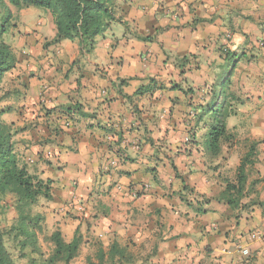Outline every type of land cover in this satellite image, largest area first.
I'll return each mask as SVG.
<instances>
[{"label":"crops","instance_id":"obj_1","mask_svg":"<svg viewBox=\"0 0 264 264\" xmlns=\"http://www.w3.org/2000/svg\"><path fill=\"white\" fill-rule=\"evenodd\" d=\"M10 8L25 31L5 34L18 62L3 119L28 125L16 152L53 180L43 232L82 235V264L114 243L123 264H264V0H118L90 51L54 42L50 11L33 32ZM223 100L235 138L212 157L201 107ZM251 147L253 204L234 208L220 195Z\"/></svg>","mask_w":264,"mask_h":264},{"label":"trees","instance_id":"obj_2","mask_svg":"<svg viewBox=\"0 0 264 264\" xmlns=\"http://www.w3.org/2000/svg\"><path fill=\"white\" fill-rule=\"evenodd\" d=\"M0 4L5 8L0 20V214L6 212L8 207H13L17 213L15 221L8 227H2L0 221V264H17L10 253L9 243L13 249L18 250L19 256L29 258L31 264H71L82 243V235L78 233L67 239L60 230H55L48 236L53 244V250L48 257L40 260L32 257L33 254L44 256L39 239V233L43 232L44 216L36 211L35 207L41 198H52L53 180L31 173L16 152L14 136L25 131L28 125L17 126L14 122L3 119L5 114L11 112L12 106L7 103L11 92L2 84L6 73L15 68L18 62L12 47L5 40L8 30L5 23L9 21L10 5L18 11L46 9L53 15L57 27L54 42L79 39L87 51H90L96 37L116 20L118 0H0ZM183 60H187V57ZM225 83L230 84V76L226 78ZM148 91L149 89L141 87L138 93L144 94ZM236 103H239V100ZM201 108L202 115L209 114L206 125L204 124L207 128L206 149L212 157L219 156L222 146L233 142L235 138L226 121L235 111L234 103L223 100L216 107L212 104ZM253 158L254 150L251 147L242 156L235 177L225 179V188L220 199L234 208L253 204L251 201L243 202L252 189H247V169L253 165ZM123 254L124 250L114 243L108 252L102 250L96 260L89 259L87 264H123ZM117 255L120 257L118 260L115 259Z\"/></svg>","mask_w":264,"mask_h":264},{"label":"rangeland","instance_id":"obj_3","mask_svg":"<svg viewBox=\"0 0 264 264\" xmlns=\"http://www.w3.org/2000/svg\"><path fill=\"white\" fill-rule=\"evenodd\" d=\"M7 5H8V3H7ZM15 10L17 12H19L16 8H15ZM45 10L46 9H42V8L33 9L32 11L23 10L24 12H22V16H25V17L29 18V20L31 19L32 21H34V23L28 27L29 29H31V31L34 32V31H36L35 28L38 29L41 22H39L37 19L42 17ZM4 13H5V8L0 4V20H1V16ZM9 13H10V16L8 17L9 21L7 23H5L7 29L9 30L10 24L12 23L13 27L18 28L17 30L19 33L21 31L24 32L25 31V25L23 23L17 22L18 18L16 19V21L12 22L13 20H15V18L13 17L14 13H12L10 6H9ZM16 16L17 15H15V17ZM23 52H24V50H23ZM28 166H29V164H28ZM30 168H32V167H30ZM8 199L10 200V198H8ZM38 209H41L39 204H38V206L35 207L36 211H38ZM16 217H17V213H16L15 209L13 207H8L6 212L0 214L1 226L2 227L10 226L15 221ZM47 232H48V230H46V232L39 233L40 245H41L42 251L44 253L43 254L44 256H39L37 254L32 255V257H36L38 260H40V258L43 259V258L48 257V255L53 250V244L47 238L49 235V234H47ZM8 247H10V253H11L13 259L15 260V262L17 264H31L29 261V258L19 256L18 250L13 249V247H11V243L8 244ZM82 263H83V260L81 261L79 256L71 261V264H82ZM57 264H64V263L59 262Z\"/></svg>","mask_w":264,"mask_h":264},{"label":"built area","instance_id":"obj_4","mask_svg":"<svg viewBox=\"0 0 264 264\" xmlns=\"http://www.w3.org/2000/svg\"><path fill=\"white\" fill-rule=\"evenodd\" d=\"M142 189H148L147 188V186H145L144 188H142ZM139 191L140 190H134V192H132V195L133 196H138V193H139ZM72 202H75L77 205H79V208L81 209L82 208V206H81V201L79 200V198L78 197H73V200H72ZM243 254L245 255V256H249L250 255V251H249V249H247V248H244L243 249Z\"/></svg>","mask_w":264,"mask_h":264}]
</instances>
